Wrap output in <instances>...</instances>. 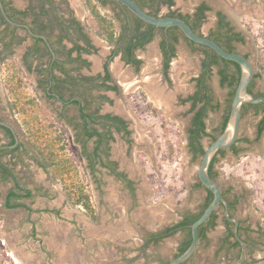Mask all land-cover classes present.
<instances>
[{
	"label": "flooded vegetation",
	"instance_id": "1",
	"mask_svg": "<svg viewBox=\"0 0 264 264\" xmlns=\"http://www.w3.org/2000/svg\"><path fill=\"white\" fill-rule=\"evenodd\" d=\"M0 1L4 10L2 11L0 7V73L5 60L15 58L21 70L30 75L33 92L39 97L42 92L47 98L44 102H50L53 99L59 104V109H54L55 119L50 123L60 124L65 131L67 142V130L74 131V142L82 149L80 154L86 160L84 168L92 169V174L95 168H106L109 175H112L117 179L118 184L128 190L129 208L133 206L131 216H128V212L122 217L120 213L119 215H114V213L113 217L108 214L106 217L99 207L94 205L92 195L94 215H89L80 205H73L83 209L84 212L83 214L78 212L74 221L70 222L79 226L80 221L84 219L85 223L96 230V233H93L94 237L102 242L107 240L110 242V246L106 245L109 248L100 249L87 264H167L169 260L186 249L185 244L191 231L188 227L180 226L179 223L188 212L171 213V217L168 216L157 223L156 218L151 219L152 216L156 217L157 210L149 214L141 211L147 203L145 196L149 192L148 183L144 181L141 174L138 175L135 169L140 168V160L137 161L136 153L146 150L153 156L155 143L153 144V139L146 133L147 128L142 122L136 105L137 102L145 100L146 111L152 107L158 108L168 118L181 122L184 128L186 151L191 159L199 156V153L192 150L191 142L193 140L194 143H199L205 148L203 139L208 138L210 142L213 140L211 134L215 133L209 129L210 115L216 111L221 102L218 99L214 101L210 84L213 67L210 63V56L214 50L209 46L191 41L177 26H156L142 19L138 20L126 5L117 0H107L106 3L98 0L97 3L101 14L107 15L115 23L116 39L114 42H109L108 39L99 35L98 24L83 0ZM134 1L142 9L157 17L176 16L185 20L183 16L189 15L187 17L189 24L193 23L195 13L199 12L201 5H204L202 10L204 16L195 31L213 40H215L214 32L218 31L221 21L227 22L233 31L243 33V30L238 28L233 20L237 19L233 15V10L239 9L240 12L244 10L252 14L264 13V0H239L240 4H236L234 0H198V3L191 8L185 6V0ZM86 14L91 18L92 27L88 21H85ZM204 25L209 27H207V32L200 30V27ZM149 34L150 38L139 43L138 39L147 37ZM231 42L232 50L239 52L236 45L240 41L232 40ZM183 44L185 49L188 48L192 53L195 51L194 47H200V50H196L199 56L198 70L188 72L186 58L181 56L180 49ZM179 68H185L184 74L179 75ZM227 71L231 75L235 69ZM255 73L258 72L255 71ZM256 78L253 76L251 80L253 82L251 93L264 96V90L254 89ZM226 86L232 88L227 83ZM227 102L228 96L224 98V104ZM245 104L248 103L242 106V117L248 109H251L250 116L256 117L252 134L238 135L236 142L230 147L221 148V151L219 149L213 157V170L219 160H226L229 156L239 160L242 154L248 152L256 153V156L250 155L251 158H255L256 163L261 162L262 166L257 165L254 168H264V125L260 124L264 118V103H252L257 104L256 107H246ZM69 106H72L71 112L65 116L64 111ZM154 110L152 109V112ZM0 120L5 121L1 117ZM198 120L204 121L206 126L203 131L199 130L196 137L193 131L196 129ZM13 129L14 132L11 129L10 131L14 136V142L10 144L7 130L0 126V149L19 146L13 152L0 155V162H5L9 167L11 166L3 160V157L13 156V153L22 146L17 131L14 127ZM89 132L92 134L88 135ZM194 136L196 139H193ZM16 138H18L17 142ZM28 146L32 148L34 155L39 157V152L31 141ZM160 156L162 157V154ZM256 175L258 178L256 183L260 191L253 186L256 190L252 197L257 203H263L264 170L257 172ZM0 178L10 179L11 189L16 190L13 178L4 177L1 167ZM215 179L217 180V176ZM95 182L98 183V181ZM18 185L29 188L33 193V190L25 184L19 182ZM197 186L200 187L204 199L202 209L210 196V191L202 183H198ZM220 187L227 201L229 215L236 218L238 225L235 229L234 222L225 216L224 204L220 203L217 207H221V212L217 208L213 211L215 213L214 224L207 225L205 223L207 219L203 223L206 226L204 234H199L198 230L199 238L204 240L205 245L210 243L208 236H214V231H217L215 236L217 246H214L213 252H210L211 262L206 260L208 255H205L200 264H264V230L251 227L249 213L245 214L249 222L245 225L241 222L242 215L237 214L239 200H246L242 195L243 191L229 197L227 195L229 192L221 185ZM111 188L110 185L103 188L105 193L103 197L113 204ZM11 189L7 190L1 204L6 208L22 207L29 213L38 209L42 214L33 215L30 233L35 234V231L41 230V226L46 234L53 235L52 245H58L60 250L64 251L65 248L60 242V232L51 233L50 226L58 224L62 229L63 223L45 213H54L59 218L61 212L58 206L35 208L33 202H27L32 201L33 196L8 199L7 194ZM97 189L101 191V187ZM234 199L235 204L231 205ZM14 202H22L30 209L24 205L6 206ZM129 218L133 221L130 222ZM113 230L117 232L116 235L112 234ZM185 230L188 232L185 233ZM16 232L22 235L17 228L15 231L12 230L13 234ZM13 234L8 236L14 239ZM13 244L21 255L25 254L26 258L31 259L24 249V244H20L18 240ZM54 246L47 245V248L42 246L44 255L47 254L46 252L51 254L55 252ZM193 253L178 264H189ZM53 257L52 254L51 258ZM62 258H64L63 262L68 264V255H63ZM35 260L36 264H47L43 257L38 256ZM33 261V259L27 260V264H31L30 262L34 264Z\"/></svg>",
	"mask_w": 264,
	"mask_h": 264
},
{
	"label": "rangeland",
	"instance_id": "2",
	"mask_svg": "<svg viewBox=\"0 0 264 264\" xmlns=\"http://www.w3.org/2000/svg\"><path fill=\"white\" fill-rule=\"evenodd\" d=\"M234 1L236 4L240 2L239 0ZM197 3L198 0H185L184 2L185 6L189 8ZM105 10H107V7H105ZM233 11L237 18L233 20L238 28L243 30L245 36V42L237 43L236 48L239 52L248 54V58L251 60L255 71L261 74V76L256 78V87L254 89L264 90V13L257 12L256 14H252L244 10L240 12L239 9ZM86 18L85 21H88L90 27H92V21L88 14H86ZM207 27L208 26L204 25L200 27V30L207 32L209 28ZM194 49L195 51L192 53L188 48L185 49L184 44L180 49L181 56L184 59L186 58L188 72L196 71L199 68V56L196 50H200V47L196 46ZM12 58L5 60L4 63H14L16 66H19L18 61ZM222 66V62L214 64L210 76L214 101L217 99L221 100L216 111L210 115L213 122L210 123L209 129L215 134H218L217 127L222 120L223 114L229 109L228 102L224 104V98L227 96L229 98V90H231V88L226 86V83L223 84L220 81L219 70ZM184 69L179 68V75H181L180 73L184 74ZM228 69L234 70L235 67L232 64H228L227 70ZM20 73L24 85H17L15 81L16 77L8 72V66H6V64L2 66V72L0 73V117L15 128L22 143L21 148L14 152L13 156H4L3 160L8 162L12 167L19 182L33 190V199L27 202H33V207L35 208L44 206L54 208L58 206L61 212L59 218L56 217L54 213H45L48 216L50 215L49 217H53L56 221H62L64 226L62 229L58 224H51L50 226L52 228L51 233L54 234L55 231L60 232V242L65 248L66 253L63 254L58 245H52L51 238L53 235L49 236V233L46 234L41 226V230L35 231V234L30 233L31 219L32 217L34 218L33 215L36 214L39 216L42 214L38 209H35L34 212H30V214L22 207L6 208L1 204L7 190L11 189L12 183L10 179L4 180L0 178V264H27V260L31 261L32 259L34 260L33 262H35L34 264H36L37 261L35 258L38 256L43 257L47 264H65L63 262L64 258H62L63 255H68V264H87L93 255L100 251V249L105 250L109 248L110 242L108 240L102 242L94 237L93 233H96V230L85 223L84 219L80 221L79 226H75L70 222L74 221V217L78 212L82 214L84 212L83 209L73 206L74 204L71 202L72 199L77 196V188L75 185L82 183L85 185V190L89 191L90 195H92L94 205L96 204L99 210H101V213H104L106 217L108 214L113 217L116 214L119 215V213L120 217H122L123 214L128 212V216H131L133 206L129 208L130 198L128 190L123 185L118 184L117 179L109 175L106 168H93V174L91 172L92 169L84 168L86 160L82 157V154H80L82 149L74 142L75 135L73 130H67L68 142L66 141L65 150L59 153V156H62L60 159L63 158L62 160H65V164L68 167L66 168L67 172L63 175L65 179L64 183L67 188H64V183H61L60 179L62 178L55 180L51 172L48 169V171L45 170V168L41 166L39 157L34 155V151L28 146L29 139L23 129L19 115L12 113L9 109L8 102L12 100L13 97L8 88L9 82L14 83L15 81L16 86L13 89L16 90L17 94H20V98L26 95L38 97V107L42 116V122H44V120L50 122L55 119V110L59 109V104L54 102L53 99L50 100V102H44L47 98L42 92H40L41 97L33 92L30 75L22 70ZM14 92L15 91H13V93ZM145 105L146 103L144 100L137 102L136 106L141 115L142 122H144L143 124L147 128L146 133L153 139L152 142L153 144L155 143V145L153 147V156L146 150L137 151L136 153L137 161L140 160V168L135 169L138 175L141 174L144 181L148 183L149 192L145 196V202L147 203L141 208V211L144 214H149L155 213L157 210L156 212L158 213L156 217H151L152 220L156 218L157 223L161 219L168 216L171 217V213H196L201 209L204 200L200 187L197 186L199 181L197 169L200 164L201 155L193 159L190 158V154L185 149V140L183 137L184 128L181 122L168 118L166 114L158 108L152 107L146 111ZM71 108L72 106H69L65 109V116L70 114ZM152 109L155 110L152 112ZM250 111L251 109H248L241 118L239 135L252 134L256 117L250 116ZM57 124L59 123L57 122ZM209 143L210 140L208 138L203 139L205 147ZM160 154H162V157ZM250 155L256 156L257 154L248 152L242 154L239 160L233 156L227 157L226 160H219L215 165V170L218 172L217 180L220 185L229 192L227 193L229 197H232L234 193L239 194L243 191L242 195L245 197V203L247 204L246 206L244 204H239L240 209L237 210L238 215H242L244 211H249L247 208L252 207L254 210L253 214L256 217H253L251 221L259 219L260 221H258L264 224V202L257 203L252 197L253 192L256 190L254 187L258 189L256 183L258 178L256 174L264 170V168H254L257 165H262L260 161L256 163L254 161L256 159L251 158ZM95 181H98V183ZM109 185L112 187L110 193L113 204H111L112 202L109 203L106 198L103 197V194H105L103 188ZM97 187H101L103 193H101L100 189H97ZM258 191H260V189H258ZM256 198L257 195L255 199ZM239 203H241V200H239ZM188 206L189 208L187 209ZM190 209L193 210L191 211ZM217 210L221 212V207H217ZM129 220L130 222L133 221L131 218H129ZM16 228L22 235L17 232L14 234L12 233V230L15 231ZM56 228L59 230H56ZM187 232L188 231L185 230V233ZM9 234L15 235L13 236L14 239L8 236ZM112 234L116 235L117 232L113 230ZM214 234V237L211 236L208 238L210 241L208 245H205L204 240H201L200 246L194 251L189 264H200V261L205 255H208L206 260H210L211 262L210 250L213 249L214 246H217V239L215 237L217 231H214ZM17 240L20 244H24V249L28 255L31 256V259L26 258L25 254L21 255L20 252L17 251V248L14 246L15 244H13V242ZM47 245L49 247L50 245L54 246V250H56L55 252L51 251L54 255L53 258H51L52 254L49 252H46L47 254L44 255L42 246L46 247ZM60 254H63L62 257ZM16 256L19 257L22 262L18 263L15 261L14 259ZM30 263L33 264L32 262Z\"/></svg>",
	"mask_w": 264,
	"mask_h": 264
},
{
	"label": "trees",
	"instance_id": "3",
	"mask_svg": "<svg viewBox=\"0 0 264 264\" xmlns=\"http://www.w3.org/2000/svg\"><path fill=\"white\" fill-rule=\"evenodd\" d=\"M83 1L85 5L87 6L88 10L90 11L92 17L95 19L96 23L98 24L97 31L99 35L108 39L109 42H114L116 39V26H115L114 21L111 18H109L107 15L101 14L99 9L97 8L98 0H83ZM101 1L102 3H106L107 0H101ZM203 7L204 5L200 6L199 12L195 13L194 15L195 19L193 20V23H190L194 30H196V26L199 25L201 18L204 16V13L202 12ZM221 16L224 17L223 15ZM187 17H189V15L183 16V18H185V20L188 22ZM137 19L141 20L138 17ZM232 29L233 28L230 27L227 22L221 21L219 24L218 31L214 32L215 40L219 42L221 46L228 51H234L232 50V47H233L232 42H231L232 40L245 42L244 34L241 31H233ZM148 38H150V34L147 37L138 39V41L139 43H142L144 40H147ZM244 55L248 57V54H244ZM210 57H211L210 63L212 66L218 62H222L223 66L219 70L220 81L223 84L227 83L229 86L232 87L231 91L229 92V98H228L229 109H227L226 114L224 115L223 120L218 127L219 133H220L223 130L226 124L227 118H228L231 100H232L236 85L239 80L240 68L236 62L221 58L214 51L212 52ZM5 64L6 66H8V72H10V74H13L16 77L15 81L17 82V85H24V83L22 82V76L20 75L21 74L20 66H16V64L14 63L10 64L8 62ZM228 64H233L235 66V71L231 75L227 71ZM257 76H259V73L254 74V77H257ZM15 81L14 83L9 82V85L6 84L8 85V88L10 89V93H12L11 95H13L12 100L8 102L9 109L10 111H12V113L19 115V119L21 121L23 129L25 130L28 136L29 141H31L34 144L36 150L39 152V160H40L41 166L45 169H48L51 172L55 180H59V178H62L60 179L61 183H64L65 179L63 175L65 174V172H67L66 168L68 167L65 164V160H62L63 158L60 159V157L62 156H59V153L65 150V146H66V140H65V134H64L65 131L60 125H56L54 123L50 124V122H46L45 120L44 122H42V116L40 114V110L38 107V100L33 95H29V96L26 95L20 98L19 96L20 94H17L16 90L13 89L16 86ZM252 84L253 82H251L250 86L248 87V91L250 92H251ZM13 91L15 92L13 93ZM257 95L259 94L257 93L254 96H257ZM245 105L246 107L247 106H250V107L257 106V104H252V103H248ZM211 107L213 108V104H211ZM210 122H213L212 118H210ZM260 124H262L261 126L264 125V118L260 121ZM196 125H197L196 129L193 132L195 136L197 137V133L199 132V130L203 131L206 125L204 121L202 122L200 120H198ZM0 126L7 130L8 137L10 138L9 143L11 144L12 142H14V136L12 132L10 131V129L3 125H0ZM91 134L92 132H89L88 135H91ZM211 135H212L211 139H214L216 137V134H211ZM196 137L193 139H196ZM191 145H192L191 146L192 150L195 153H199L200 155H202L205 148H203L201 144L194 143V141L192 140ZM18 147L19 146L13 147L11 149H0V155L1 153L13 152ZM219 151H221V149ZM213 160L214 158H212L210 165H209V174L215 178L218 173L212 168ZM0 167L3 171L4 177H12L17 187L16 190L12 188L8 192L7 194L8 199L9 198L20 199L22 197H32L33 196V193L31 192L29 188L20 187L18 185L19 181L17 179V176L13 173L11 167H9L5 162H0ZM198 183H201V182L198 181ZM63 186L64 188H67L65 186V183L63 184ZM75 186L77 188L76 190L77 196L73 198L71 202L74 205H80L83 208H85V211L89 215H94L95 207L91 201V195L89 191L85 190V185L83 183L76 184ZM17 189L19 192L17 191ZM209 193H210L209 194L210 196L207 198L202 209L197 213L185 214L184 219L179 223L180 226L183 225V227H188L190 230L191 223L201 214L203 209L206 207V205L211 200L212 193L211 192ZM230 204L234 205L235 199L232 200ZM19 205H24L25 207L30 209L29 206H27L26 204L22 202H14L12 204H6V206L8 207H18ZM214 217H215V213L212 212L210 217L205 223L207 225L212 226L214 224ZM205 227H206L205 224L200 225L199 234H204ZM189 235H190L189 239L185 244L186 247L189 245L191 241V234Z\"/></svg>",
	"mask_w": 264,
	"mask_h": 264
},
{
	"label": "water",
	"instance_id": "4",
	"mask_svg": "<svg viewBox=\"0 0 264 264\" xmlns=\"http://www.w3.org/2000/svg\"><path fill=\"white\" fill-rule=\"evenodd\" d=\"M117 1L126 5L137 17L147 23L163 27H179L185 37L196 43L209 46L217 53L218 56L236 62L240 68L239 80L231 100L226 124L223 130L205 147L204 152L201 155L200 164L198 165L197 169V176L199 181L212 193V198L203 209L201 214L191 223V241L189 245L182 253L169 260L167 263L178 264L186 260L195 251L199 241L198 230L200 225H202L209 218L211 213L217 208L220 203L224 204L225 216L228 220L234 222V226L236 229L238 221L235 217L229 215L227 201L222 194L221 187L218 181L209 174V165L212 158L219 149L230 147L236 142L240 130L243 104L259 102L264 103V96H254L250 91H248V86L254 76L255 69L251 60L243 53L225 50L215 40L197 33L188 22L180 17H157L142 9L134 0ZM0 7L2 11H4L1 1ZM0 124L8 127L14 132L13 127L9 123L0 120ZM17 140L18 138H16V142Z\"/></svg>",
	"mask_w": 264,
	"mask_h": 264
},
{
	"label": "crops",
	"instance_id": "5",
	"mask_svg": "<svg viewBox=\"0 0 264 264\" xmlns=\"http://www.w3.org/2000/svg\"><path fill=\"white\" fill-rule=\"evenodd\" d=\"M258 77V76H257ZM227 111V110H226ZM242 196V195H241ZM241 200V203H239L240 205H242V204H244L245 206H246V204L247 203H245L246 202V200L244 201V199H240ZM239 206V205H238ZM240 209V208H239ZM249 211H244L243 212V214H242V217H241V222H243V224L245 225V224H248L249 222H250V224H251V227H253V229H260L261 231L262 230H264V224H262V223H260L259 221V219H257V220H255V221H251V219L253 218V217H256V216H254V210H253V208L251 207V208H247ZM242 210V209H241ZM247 213H249L250 214V217H249V222H248V220L246 219V217H245V214H247ZM259 220V221H258ZM208 237H211V236H208ZM214 237V236H213ZM200 243H201V238H199V241H198V244H197V247H196V249L195 250H197L198 248H199V246H200ZM210 252H213V249H211L210 250Z\"/></svg>",
	"mask_w": 264,
	"mask_h": 264
},
{
	"label": "bare ground",
	"instance_id": "6",
	"mask_svg": "<svg viewBox=\"0 0 264 264\" xmlns=\"http://www.w3.org/2000/svg\"><path fill=\"white\" fill-rule=\"evenodd\" d=\"M233 15H235V14H233ZM57 229V228H56ZM57 232V231H56ZM59 233V232H58ZM57 236V235H56ZM61 237V236H60ZM68 247V246H67ZM65 251V250H64ZM64 251H62V252H64ZM65 253V252H64ZM62 257V256H61ZM15 261H17L18 263L19 262H22L20 259H19V257H15V259H14Z\"/></svg>",
	"mask_w": 264,
	"mask_h": 264
}]
</instances>
